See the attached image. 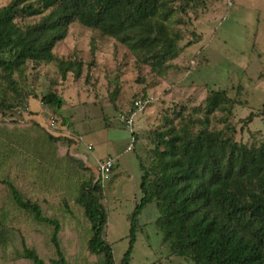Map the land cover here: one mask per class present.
Listing matches in <instances>:
<instances>
[{
	"label": "rangeland",
	"instance_id": "rangeland-1",
	"mask_svg": "<svg viewBox=\"0 0 264 264\" xmlns=\"http://www.w3.org/2000/svg\"><path fill=\"white\" fill-rule=\"evenodd\" d=\"M10 1L0 0V6ZM167 6L172 14L165 23L178 34V53L160 67L76 20L55 43L52 61L26 60L12 77L0 67V264H31L25 247L45 264L56 259L52 225L19 208L5 182L38 203L44 215L57 217L59 245L69 262L102 264V254L87 246L90 226L74 198L82 180L96 179L97 161L112 157L102 202L105 239L119 264L129 243L127 215L142 196L140 166L152 180L159 133L188 138L206 129L249 148L264 144V0H174ZM40 17L18 15L15 22L33 24ZM212 91H223L228 100L208 111ZM49 92L63 99L61 108L40 101ZM146 97L150 102L131 126L120 120L133 100ZM49 115L57 136L70 140H62V157L51 151L37 122ZM160 215L154 201L141 211L128 264H194L172 252L157 224Z\"/></svg>",
	"mask_w": 264,
	"mask_h": 264
},
{
	"label": "trees",
	"instance_id": "trees-1",
	"mask_svg": "<svg viewBox=\"0 0 264 264\" xmlns=\"http://www.w3.org/2000/svg\"><path fill=\"white\" fill-rule=\"evenodd\" d=\"M171 1L12 0L0 6V67L5 76L12 77L26 60L52 61L55 43L64 38L75 20L116 38L143 62L160 67L178 53V34L165 23L172 14L167 6ZM182 1L187 4L193 0ZM18 15L41 17L36 23L18 25ZM206 100L208 111H212L228 99L223 91H212ZM40 101L58 109L63 104L53 92L41 96ZM44 130L51 151L62 157L58 155L65 147L62 140H70ZM158 136L154 178L149 180L148 171L140 166L142 196L127 215L129 243L119 264L129 263L140 229L138 216L153 201L161 214L157 224L174 254L189 256L194 264H264V144L249 148L206 129L188 138L171 130ZM77 165L90 171L83 162ZM5 184L19 208L52 225L50 240L56 252L52 263L74 264L60 248L57 217L44 215L38 203L24 199L11 182ZM102 199L99 180L79 183L74 200L83 208L90 226L87 246L93 254H102V264H115L105 239L107 213ZM64 207L69 211L67 204ZM24 255L31 264H45L31 249L25 247Z\"/></svg>",
	"mask_w": 264,
	"mask_h": 264
},
{
	"label": "built area",
	"instance_id": "built-area-1",
	"mask_svg": "<svg viewBox=\"0 0 264 264\" xmlns=\"http://www.w3.org/2000/svg\"><path fill=\"white\" fill-rule=\"evenodd\" d=\"M150 102V97L146 98H137L133 100L131 107L128 109V111L123 112L120 114V120L125 122L128 126H131L133 123V117L138 113L144 110L148 103ZM42 127H44L48 132H50L53 135L57 136V126H56V120L52 115H49L48 117L45 118V120L39 119L37 121ZM74 141H78V137H71ZM87 149H91L92 145L88 144ZM114 166V160L110 156H106L102 159H99L96 164V169H97V176L95 180H99L101 184L105 180L109 178V175L112 171V168Z\"/></svg>",
	"mask_w": 264,
	"mask_h": 264
}]
</instances>
